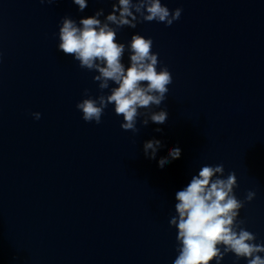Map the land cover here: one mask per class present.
I'll return each instance as SVG.
<instances>
[{"label": "water", "instance_id": "obj_1", "mask_svg": "<svg viewBox=\"0 0 264 264\" xmlns=\"http://www.w3.org/2000/svg\"><path fill=\"white\" fill-rule=\"evenodd\" d=\"M113 2L81 12L73 0H0V264H172L175 192L205 165L236 174L238 199L255 191L239 219L264 242V0H161L183 10L171 26L117 32L126 45L151 38L173 78L152 108L167 122L139 117L138 133L113 104L99 124L82 119L76 104L85 89L100 94L98 73L58 50L62 17L106 16ZM151 139L163 145L156 159L144 155ZM174 146L181 156L159 167ZM221 264L247 261L229 253Z\"/></svg>", "mask_w": 264, "mask_h": 264}, {"label": "clouds", "instance_id": "obj_2", "mask_svg": "<svg viewBox=\"0 0 264 264\" xmlns=\"http://www.w3.org/2000/svg\"><path fill=\"white\" fill-rule=\"evenodd\" d=\"M73 3L83 12L88 0H73ZM182 11L181 8L170 10L161 0H116L106 16L100 8L94 15L80 18L78 23L70 16L62 17L58 50L73 57L81 68L98 73L93 81L98 83L100 94L93 97L85 89V98L76 104L85 122L101 123L109 104L114 105L117 116L123 117L121 128L126 131H140L139 117H143L140 123L145 127L149 122L158 125L167 122V110L152 111V108L166 100L173 78L166 65L158 70L159 54L152 51V39L133 34L126 45L118 43L116 38L121 28H135L142 22L156 21L171 26L179 20ZM102 16L104 20L99 19ZM125 51L129 53L127 67L122 62ZM110 82L116 86L111 87ZM106 89L110 94H105ZM31 115L36 120L41 118L39 112ZM161 147L158 139L146 141L145 157L156 159ZM180 156L181 149L174 146L168 156L159 159L158 166L163 168ZM224 172L222 164L205 165L175 192L176 214L169 223L177 229L178 247L172 264H212L213 261L221 264L229 253L237 261L243 258L247 264H264V256L260 255L264 253V242L257 243L256 235L246 230L245 221L239 219L241 209L256 193L249 190L243 200L238 199L234 191L239 186L236 174L229 172L225 177Z\"/></svg>", "mask_w": 264, "mask_h": 264}]
</instances>
